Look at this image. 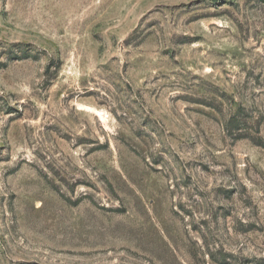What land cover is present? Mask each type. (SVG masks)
I'll return each mask as SVG.
<instances>
[{"label": "rangeland", "instance_id": "1", "mask_svg": "<svg viewBox=\"0 0 264 264\" xmlns=\"http://www.w3.org/2000/svg\"><path fill=\"white\" fill-rule=\"evenodd\" d=\"M0 264H264V0H0Z\"/></svg>", "mask_w": 264, "mask_h": 264}]
</instances>
